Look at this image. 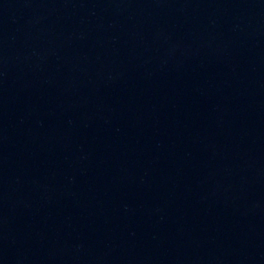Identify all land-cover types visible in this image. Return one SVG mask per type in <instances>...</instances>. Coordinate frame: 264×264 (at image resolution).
I'll use <instances>...</instances> for the list:
<instances>
[{
    "label": "water",
    "instance_id": "1",
    "mask_svg": "<svg viewBox=\"0 0 264 264\" xmlns=\"http://www.w3.org/2000/svg\"><path fill=\"white\" fill-rule=\"evenodd\" d=\"M0 264H264V0H0Z\"/></svg>",
    "mask_w": 264,
    "mask_h": 264
}]
</instances>
